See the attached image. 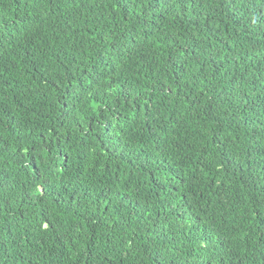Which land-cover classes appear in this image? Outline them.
Here are the masks:
<instances>
[{
  "label": "trees",
  "instance_id": "1",
  "mask_svg": "<svg viewBox=\"0 0 264 264\" xmlns=\"http://www.w3.org/2000/svg\"><path fill=\"white\" fill-rule=\"evenodd\" d=\"M0 264H264V0H0Z\"/></svg>",
  "mask_w": 264,
  "mask_h": 264
},
{
  "label": "bare ground",
  "instance_id": "2",
  "mask_svg": "<svg viewBox=\"0 0 264 264\" xmlns=\"http://www.w3.org/2000/svg\"><path fill=\"white\" fill-rule=\"evenodd\" d=\"M142 10V9H141ZM113 22H114V20H113ZM112 24V23H111ZM113 25V24H112Z\"/></svg>",
  "mask_w": 264,
  "mask_h": 264
}]
</instances>
